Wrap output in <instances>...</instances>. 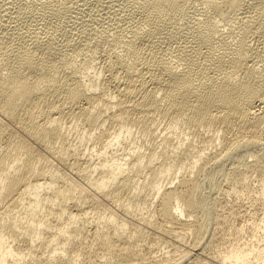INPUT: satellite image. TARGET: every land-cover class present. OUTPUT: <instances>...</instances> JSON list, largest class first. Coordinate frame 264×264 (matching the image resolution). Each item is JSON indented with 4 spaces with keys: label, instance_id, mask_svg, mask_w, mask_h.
Instances as JSON below:
<instances>
[{
    "label": "bare ground",
    "instance_id": "1",
    "mask_svg": "<svg viewBox=\"0 0 264 264\" xmlns=\"http://www.w3.org/2000/svg\"><path fill=\"white\" fill-rule=\"evenodd\" d=\"M248 187L264 0H0V264H264L208 251Z\"/></svg>",
    "mask_w": 264,
    "mask_h": 264
},
{
    "label": "rangeland",
    "instance_id": "2",
    "mask_svg": "<svg viewBox=\"0 0 264 264\" xmlns=\"http://www.w3.org/2000/svg\"><path fill=\"white\" fill-rule=\"evenodd\" d=\"M228 37L229 36L225 34V38L230 39V37L229 38ZM96 66H93L95 68L93 67L92 68L98 69L99 65L96 64ZM71 136H73L72 139L74 140V137H76L77 134L72 133ZM84 142L85 140L81 142L82 145L84 144ZM88 142L87 144H89L90 146L91 143L90 141ZM81 143H78V146H80L81 148L83 146L88 147V145H86V142L83 146H81ZM256 183L257 181L253 178L252 184L254 185ZM239 194L240 195L236 197L238 201L236 200L237 202H235L234 204L236 213L234 214L235 216H232L233 220L225 224L221 222H217V221H212V223L210 224L211 229L218 231V233L216 234L214 238L213 245H211L210 249L208 250L212 256H215L220 250L229 248L236 241L240 242L241 240L248 239V238L254 239V236H257L258 234H260V229L256 227V222L258 221L257 217L260 216L264 212V195L262 198H258L257 192L253 194V190L250 187H248L247 190L240 191ZM233 197L235 196L234 195H228L226 197L218 196V202L221 205L217 213L218 215H224L227 213L226 211L227 208H224V204L227 200L232 199ZM236 214L239 216L237 217ZM232 217H230V219H232ZM254 221L256 222L254 223ZM224 234H225V237L221 238ZM163 247L165 249L164 245ZM164 249L163 251L162 250L161 251L164 252L166 250ZM161 251L158 250V253Z\"/></svg>",
    "mask_w": 264,
    "mask_h": 264
}]
</instances>
